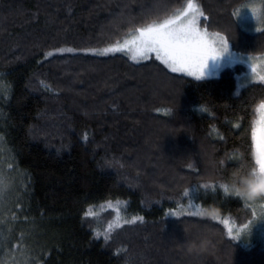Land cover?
I'll list each match as a JSON object with an SVG mask.
<instances>
[{
  "label": "trees",
  "instance_id": "trees-1",
  "mask_svg": "<svg viewBox=\"0 0 264 264\" xmlns=\"http://www.w3.org/2000/svg\"><path fill=\"white\" fill-rule=\"evenodd\" d=\"M186 1L0 0L2 264H264V247L183 210L212 205L238 226L263 207L233 189L251 170L264 85L92 54ZM246 1L196 0L201 26L229 38L219 8ZM233 31L238 51L262 42Z\"/></svg>",
  "mask_w": 264,
  "mask_h": 264
},
{
  "label": "snow or ice",
  "instance_id": "snow-or-ice-1",
  "mask_svg": "<svg viewBox=\"0 0 264 264\" xmlns=\"http://www.w3.org/2000/svg\"><path fill=\"white\" fill-rule=\"evenodd\" d=\"M245 12L248 14L247 11ZM245 12L240 15V18ZM252 12L255 13L256 9L253 8ZM200 17L207 19L196 0H187L186 7L177 13L159 22L137 27L122 44L117 43L115 46L104 48L102 51L92 54L107 55L126 52L131 54V59L136 63H140L141 60H148L154 55L155 59L170 69L171 72L183 73L200 80L207 72L209 61L218 62L226 54L232 55L229 53V41L225 40L219 33H210L207 26L201 27ZM217 41L220 42L221 46H217ZM67 51L71 52L72 49H67ZM49 55L52 54L49 53ZM236 59L247 64L250 76L264 82V74L258 71L257 63L248 62L250 58L238 57ZM251 148L253 156L251 170L242 176L248 175L249 172L264 175V102L258 105L257 119L252 124ZM238 183L239 180L235 181L234 187ZM204 187H209V185H204ZM221 187L224 188L225 193H228L226 185H221ZM184 195L187 196L188 193L185 192ZM233 195L239 197V190ZM3 206L4 197L0 192V210ZM187 214L204 217V211H201L200 208H194L192 212ZM84 215L86 217L92 216L93 212L88 210ZM174 215H178V213H174ZM137 219L140 218L125 220L124 223L134 224ZM207 219L215 220L225 226L229 224L228 220H221L220 216L215 213L209 215ZM117 227H122V225L118 224ZM232 231L231 227H227L229 236L232 235Z\"/></svg>",
  "mask_w": 264,
  "mask_h": 264
},
{
  "label": "rangeland",
  "instance_id": "rangeland-1",
  "mask_svg": "<svg viewBox=\"0 0 264 264\" xmlns=\"http://www.w3.org/2000/svg\"><path fill=\"white\" fill-rule=\"evenodd\" d=\"M186 4H187V1L185 4H183L182 8L177 10L175 13H177L178 11H180L184 7H186ZM225 8L226 9H224V10L219 8L221 10V12L220 11L219 12L222 15L224 14L223 18L228 17L227 18L228 22H227L226 26L225 25H222V26H224L223 28L225 29V31L229 35V38L227 37L225 32H218V31H209V32L210 33H219L220 36L224 37L225 40L229 41V53H231L232 55L230 56V55L226 54L218 62L209 61L207 72L205 73V76L203 78H201L200 80H208V79L218 78L225 71L236 70L234 75H235V80H236L237 91L241 90L243 87L248 86V85H253V84L264 85V82H260L258 80V78L252 77L248 74L247 64L241 63L238 59H236L238 57H242V58H246V59L250 58V59H248V62L257 63L259 66L258 71L261 74H264V49H261L262 47H258V48L256 47V46H264V40H263V38H264V0H253V1H250L249 3H247L245 5L241 4L239 7L237 6L236 9L235 8L231 9V11H229L230 4H228ZM253 8L256 9L255 13L252 12ZM245 11H247L249 15ZM244 12H245V14L242 15V17L240 18V15ZM217 13H218V11H217ZM202 19H203V17H200V23H201ZM123 20H124V18H123ZM234 23H237V24H234ZM201 27H203V26H201ZM257 29H260V31H257ZM233 30H236L237 33L239 32L241 34L242 39L241 38H239V39L242 40V42L245 40L247 41V39H249L251 36H256L259 34L261 35L260 39H262V42L256 46H253L254 47L252 50L253 53L241 52L240 49L238 51V50H236V48L233 46V44L231 42L232 41L231 36L234 34ZM130 33H133V32H130ZM130 33L125 35L123 38H121V40L117 43L122 44L125 39L129 38ZM237 33H236V35H237ZM238 37H240V36L238 35ZM117 43H115L111 46H107V47L115 46ZM217 46L218 47L221 46L219 41H217ZM98 52H100V51H98ZM117 53L124 54L132 62H134L131 59L130 53H126V52H117ZM109 54H113V53H109ZM151 58L155 59L154 55ZM144 61H146V60H141V62H144ZM158 62H160V61H158ZM163 66L168 71L171 72V70L168 69L165 65H163ZM175 74H180V75L186 76L188 78L197 80L194 77L188 76V75L183 74V73H175ZM261 102H264V100ZM260 103H258L255 107L253 122L257 119V108H258V105ZM261 205H263V207L262 206L260 207V205H254V207H251L252 218H251V220H249V222L247 221L246 224H239L237 226L234 222L225 218L226 220L229 221V224L227 226H225L223 224V226L225 227V231L227 233V236L229 238L233 239L234 241H238V242L250 241V242H254L256 244L258 243L259 245L264 247V204L261 203ZM109 208L112 210H116V206H114V205H109L108 209ZM194 208H196L195 205L191 201H188L186 207H184L183 210L186 212H192L194 210ZM225 219H222V220H225ZM114 223H116V221H114ZM227 227H231L233 230L231 236H229V234L227 232Z\"/></svg>",
  "mask_w": 264,
  "mask_h": 264
},
{
  "label": "clouds",
  "instance_id": "clouds-1",
  "mask_svg": "<svg viewBox=\"0 0 264 264\" xmlns=\"http://www.w3.org/2000/svg\"><path fill=\"white\" fill-rule=\"evenodd\" d=\"M239 190V198L243 200H249L252 202L258 200H264V175L259 173L249 172L246 176H241L239 178V183L233 189V192ZM218 210L214 206L209 205L204 208V215L208 217L211 214L216 213ZM189 244L193 247V250H199L204 241L201 240L199 244L196 241H190Z\"/></svg>",
  "mask_w": 264,
  "mask_h": 264
},
{
  "label": "bare ground",
  "instance_id": "bare-ground-1",
  "mask_svg": "<svg viewBox=\"0 0 264 264\" xmlns=\"http://www.w3.org/2000/svg\"><path fill=\"white\" fill-rule=\"evenodd\" d=\"M250 1H253V0H248V1L244 2L242 5H245V4L249 3ZM251 218H252V215H251Z\"/></svg>",
  "mask_w": 264,
  "mask_h": 264
}]
</instances>
